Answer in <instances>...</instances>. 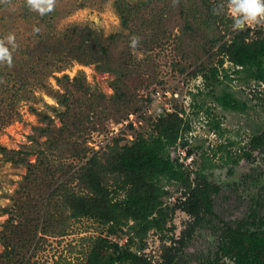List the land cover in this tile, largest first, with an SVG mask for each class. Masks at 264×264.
Returning <instances> with one entry per match:
<instances>
[{
  "label": "rangeland",
  "instance_id": "1",
  "mask_svg": "<svg viewBox=\"0 0 264 264\" xmlns=\"http://www.w3.org/2000/svg\"><path fill=\"white\" fill-rule=\"evenodd\" d=\"M141 1L56 0L55 10L44 16L26 0L0 2V39L14 34L17 44L12 67L0 64V264H83L100 237L125 246L127 229L109 233L95 219L71 217L58 203L56 188L67 183L62 187L80 192L78 172L88 159L104 160L116 138L124 144L148 135L163 111L183 109L190 129L171 147V156L192 178L201 172L217 188L211 200L218 217L203 210L194 217L177 208L163 232H149L144 249L135 238L133 251L152 264H201L215 248L224 220L246 218L263 203L264 150H253L250 140L264 132V84L232 75L230 89L249 105L242 111L219 106L207 95L203 76L195 74L218 64L216 48L203 49L212 33L179 43V27L169 16L159 31L122 25L118 6ZM224 13L232 30L227 7ZM74 26L104 39L117 36L106 58L75 60L67 39ZM248 28L264 37V24ZM220 30L223 34L224 25ZM133 36L140 38L135 50ZM122 58L132 70L123 80L114 70ZM108 183L113 189L110 178ZM167 188V206L184 198L178 186Z\"/></svg>",
  "mask_w": 264,
  "mask_h": 264
},
{
  "label": "trees",
  "instance_id": "2",
  "mask_svg": "<svg viewBox=\"0 0 264 264\" xmlns=\"http://www.w3.org/2000/svg\"><path fill=\"white\" fill-rule=\"evenodd\" d=\"M218 4L217 0H176L175 3L174 0H145L133 7L119 5L118 12L122 25L137 24L142 30L149 31H159L162 20L169 16L173 27H179V43L193 41L194 34L199 32H211L212 36L206 44L203 43V49L209 52L216 48L215 54L220 57L218 64L195 74L203 76L205 86L209 88L207 95L219 106L242 111L249 104L236 96L227 81H232V75H235L264 84V37L258 30L252 32L251 28L238 33L231 30L230 19L224 12L213 14V8ZM221 25L225 29L223 34H220ZM67 36L72 57L81 63H90L99 56L100 59L106 58L111 50L110 43L117 37L104 39L99 32L84 31L77 26L70 27ZM117 61L118 67L114 70L122 76V80L128 78L132 71L129 62L123 58ZM226 61L231 63V68L224 67ZM194 107L201 109L203 105L195 104ZM189 129L183 109L163 111L153 122L148 135L138 134L124 144L116 138L105 153L104 160L97 155L88 159L78 172L80 192L63 188L67 183L56 188L58 203L70 211L71 217L95 219L108 225L109 233L127 229L126 232L131 234L125 246L102 237L96 239L83 264H152L131 249L135 238L139 239L138 249H144V240L149 232H163L177 208L193 216H198L202 210L212 213L211 198L217 188L201 172H196L192 178V172L184 168L179 158L171 156V147L180 137L184 138ZM186 144V141L182 142V146ZM250 146L253 150H264V132L252 136ZM188 153L191 154V151ZM240 157L233 162L237 163ZM244 157L250 158L251 153L245 151ZM109 178L113 189L109 186ZM169 184L182 189L184 196L171 207L163 200L169 194ZM118 193H123V196ZM171 229L173 226L168 230ZM163 247L166 253L168 247Z\"/></svg>",
  "mask_w": 264,
  "mask_h": 264
},
{
  "label": "flooded vegetation",
  "instance_id": "3",
  "mask_svg": "<svg viewBox=\"0 0 264 264\" xmlns=\"http://www.w3.org/2000/svg\"><path fill=\"white\" fill-rule=\"evenodd\" d=\"M260 201L263 203L255 204L246 218L221 223L223 231L216 246L201 264H264V212H259L264 198ZM210 214L218 217L213 205Z\"/></svg>",
  "mask_w": 264,
  "mask_h": 264
},
{
  "label": "clouds",
  "instance_id": "4",
  "mask_svg": "<svg viewBox=\"0 0 264 264\" xmlns=\"http://www.w3.org/2000/svg\"><path fill=\"white\" fill-rule=\"evenodd\" d=\"M3 2V0H0ZM176 0H174V3ZM27 7L44 16L55 10L56 0H26ZM227 7L228 14L233 19L232 30L240 32L254 25L264 24V0H227L215 5L213 14H221ZM39 31V29H35ZM14 34H9L5 38L0 39V64H7L12 67L13 58L12 51L17 48ZM139 37L133 36L130 41V48L135 50L139 45ZM11 46V50L10 47Z\"/></svg>",
  "mask_w": 264,
  "mask_h": 264
}]
</instances>
